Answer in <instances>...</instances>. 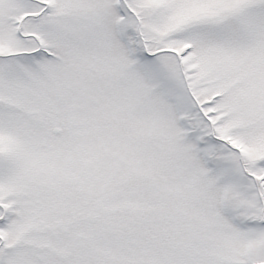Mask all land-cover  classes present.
Listing matches in <instances>:
<instances>
[{
	"label": "snow or ice",
	"instance_id": "snow-or-ice-1",
	"mask_svg": "<svg viewBox=\"0 0 264 264\" xmlns=\"http://www.w3.org/2000/svg\"><path fill=\"white\" fill-rule=\"evenodd\" d=\"M0 264H264V0H0Z\"/></svg>",
	"mask_w": 264,
	"mask_h": 264
}]
</instances>
